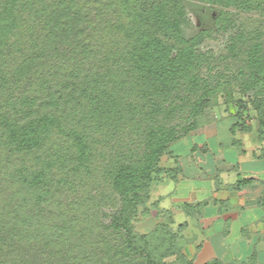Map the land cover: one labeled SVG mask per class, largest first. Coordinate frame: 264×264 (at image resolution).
<instances>
[{"label": "trees", "instance_id": "1", "mask_svg": "<svg viewBox=\"0 0 264 264\" xmlns=\"http://www.w3.org/2000/svg\"><path fill=\"white\" fill-rule=\"evenodd\" d=\"M193 8L222 32L231 8L264 20V0H0V264H194L150 187L223 83L264 128V30L203 51Z\"/></svg>", "mask_w": 264, "mask_h": 264}, {"label": "crops", "instance_id": "2", "mask_svg": "<svg viewBox=\"0 0 264 264\" xmlns=\"http://www.w3.org/2000/svg\"><path fill=\"white\" fill-rule=\"evenodd\" d=\"M217 117L172 142L160 165L169 177L154 188L158 209L182 224L194 264H264V128ZM154 210L142 220L156 224Z\"/></svg>", "mask_w": 264, "mask_h": 264}, {"label": "rangeland", "instance_id": "3", "mask_svg": "<svg viewBox=\"0 0 264 264\" xmlns=\"http://www.w3.org/2000/svg\"><path fill=\"white\" fill-rule=\"evenodd\" d=\"M198 8L187 9L185 14L179 19V28L182 34L185 37H191L195 33L203 30L206 31L203 35V42L201 43V50H212L213 52H218L220 50H225V47L228 43V39L238 32V28H244L247 31L252 30L260 25H262V29L264 30V20H261L257 13L248 12V13H239L234 9H228L229 14H227V19L230 20L231 25L228 29L224 32L218 31L216 26L213 25V21L211 17L206 15V12L200 16L197 13ZM212 16H215L216 10L209 9L208 10ZM227 24V23H226ZM224 81V80H223ZM228 81V80H227ZM253 92L251 90L245 91L240 88L238 84L234 81H229L228 84L223 83L222 87L219 91L214 93L211 98L209 99V103L207 107L203 110L202 114L199 117V126L204 125L208 122L215 120L217 117L222 116L223 114L226 115H234L239 111L243 112L244 116H252L253 111L249 106V96H252ZM240 99L246 104V108L240 109L238 104H236L237 100ZM254 118L246 119L244 124L248 121L253 120ZM168 173H163L162 177L155 181L150 187V199L147 203L148 206L156 205L157 200L154 198L153 191L156 186L161 183L164 179L168 178ZM149 214L142 216L136 222V229L140 233L147 232L149 230L145 229L142 225V220L146 218ZM163 219V217H162ZM157 220V219H156ZM184 244L185 239L183 237ZM184 252V246H183ZM188 258L189 256L186 255ZM175 256H170L165 260H174ZM191 259V258H190ZM225 264V263H224Z\"/></svg>", "mask_w": 264, "mask_h": 264}]
</instances>
